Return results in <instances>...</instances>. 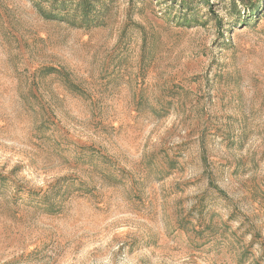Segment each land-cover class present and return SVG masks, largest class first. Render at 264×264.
I'll list each match as a JSON object with an SVG mask.
<instances>
[{
  "label": "rangeland",
  "instance_id": "rangeland-1",
  "mask_svg": "<svg viewBox=\"0 0 264 264\" xmlns=\"http://www.w3.org/2000/svg\"><path fill=\"white\" fill-rule=\"evenodd\" d=\"M0 264H264V0H0Z\"/></svg>",
  "mask_w": 264,
  "mask_h": 264
},
{
  "label": "trees",
  "instance_id": "trees-1",
  "mask_svg": "<svg viewBox=\"0 0 264 264\" xmlns=\"http://www.w3.org/2000/svg\"><path fill=\"white\" fill-rule=\"evenodd\" d=\"M49 18H53V19H55L54 17H52V16H49Z\"/></svg>",
  "mask_w": 264,
  "mask_h": 264
}]
</instances>
